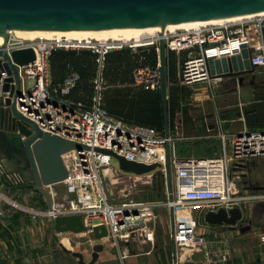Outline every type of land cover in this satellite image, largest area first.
<instances>
[{
  "label": "built area",
  "instance_id": "built-area-1",
  "mask_svg": "<svg viewBox=\"0 0 264 264\" xmlns=\"http://www.w3.org/2000/svg\"><path fill=\"white\" fill-rule=\"evenodd\" d=\"M160 38L164 39L168 52L174 51L179 55L187 53L178 63L177 78L180 84L221 80L212 77L208 59L238 55L244 44L249 49L251 65L264 73V16L166 30L148 44L154 46L157 53ZM143 46L146 45H139L135 41L104 42L92 37H63L61 40L37 38L7 43L9 54L14 49L31 47L36 55L33 63L19 66L21 94L16 100L17 110L41 130L90 147L63 155L69 171L68 177L61 182L66 190L59 196L53 185H49L52 204L44 214L53 221L57 216L80 214L88 233H93L91 229L94 226L104 225L113 246L120 251L122 260L127 255L123 246L142 237L145 243L155 241V226L159 219L155 207L159 205L174 209L173 233L179 246L193 247L204 242V237L196 232L195 208L207 206L215 211L219 208L229 210L240 207L245 213L249 204L264 202V192H244V184L235 182V178L241 176L238 172L248 167L250 161L264 156V130L245 127L230 134L223 129L224 119L219 117L217 125L223 129L218 134L223 144L221 154L212 157H178L176 138L172 133L167 135L151 126L128 123L107 112L103 101L106 55L114 50H136ZM57 49L90 50L97 54L98 69L89 107L66 99L79 78L77 73L70 74L58 87L52 86L49 57ZM7 77L6 71H0V106L5 105L9 95V92L3 91ZM133 78L136 86L148 90L160 89V62L156 67L138 65L133 71ZM167 146L170 147L173 188L164 201L145 202L130 197L121 202L110 200L104 187L103 170L113 167L114 156L96 151L95 148L110 150L127 160L146 165L160 163L162 166L157 169L166 171ZM118 170L121 171L119 167ZM0 173L4 175L8 186L25 183L18 173L5 170L1 163ZM188 208L190 213H185Z\"/></svg>",
  "mask_w": 264,
  "mask_h": 264
},
{
  "label": "water",
  "instance_id": "water-1",
  "mask_svg": "<svg viewBox=\"0 0 264 264\" xmlns=\"http://www.w3.org/2000/svg\"><path fill=\"white\" fill-rule=\"evenodd\" d=\"M264 13V0H0V71H6L3 91L9 92L5 105L0 108V159L9 172L18 173L25 182L49 186L63 182L69 175L63 155L72 150L89 149L77 141L41 130L38 125L17 110V98L21 94L19 66L33 63L36 55L33 48L14 49L8 53V33L31 34L37 38L56 36L88 37L101 34L107 37L112 32L143 29H169L196 26L226 19ZM167 49L163 38L159 40L160 91L163 97L166 118V134H169L168 119V66ZM247 45H242L238 55L229 58L208 59L213 78H228L254 71L249 59ZM15 82V84H11ZM54 94V91L51 89ZM99 152L111 153L119 169L127 174L161 176L160 163L146 165L127 160L113 151L95 148ZM156 170V171H155ZM167 173L171 172L170 147L167 146ZM173 184L169 181L170 191ZM172 230L174 209L170 208ZM244 213L240 207L219 208L204 214L209 225L229 226L241 232L252 228L251 222L240 226ZM54 229L58 232H87L80 214L57 216ZM96 239L108 237L104 225L94 226ZM104 249L102 243L92 248V259L84 261L81 252L73 254L80 264H93ZM177 263V259L174 260Z\"/></svg>",
  "mask_w": 264,
  "mask_h": 264
},
{
  "label": "rangeland",
  "instance_id": "rangeland-1",
  "mask_svg": "<svg viewBox=\"0 0 264 264\" xmlns=\"http://www.w3.org/2000/svg\"><path fill=\"white\" fill-rule=\"evenodd\" d=\"M176 29L177 28L174 30ZM13 36L14 37H7L8 43L9 40L15 42L32 41L29 39L17 38L15 33H13ZM140 38L149 39L151 37L140 36ZM112 40L115 39H110V41ZM136 40L137 38H132L128 41ZM148 47H152V45H146L136 49H147ZM248 73L247 77L240 82L242 86L241 97L239 93L228 92V90L232 91L234 86L237 85L238 87V84H240L235 77L224 78L222 82L219 84H213L212 86L208 82L184 85L180 84L178 81L179 87H182L180 106L183 111L188 113L189 117L191 115L192 117H196L198 119H203L204 116L206 118L215 117L216 107H219L221 109L220 114L223 119H232L235 116L237 109L239 111L241 108L245 111L247 108H250L257 95L264 96V73L259 69H254V71ZM213 92L215 94H219L216 103H213ZM224 92L228 94L220 96V94ZM3 105L4 104H2L0 108ZM225 124L229 125L230 123L226 122ZM201 142L210 144V141L207 140ZM208 155L210 154L199 152L183 153V150L180 151L177 147L178 157H203ZM252 162L253 161H250L249 165L252 166ZM112 165L113 167H110L106 172V175L103 176L104 187L112 202H121L123 199L130 197L138 201L160 203L170 194L169 181L173 184L172 166L170 173L158 170L161 172V176L156 175V172L153 176L150 175V177L149 175L144 177H135L131 174L124 173L123 171H119L117 159H112ZM52 187L59 194V196L63 195L66 190L64 184L61 183L53 184ZM0 195L3 197L7 195L32 196L35 198L33 207L37 206L35 202L39 200L42 202L45 201L48 205L50 201V205L52 204L50 187L48 185L39 186L35 182H25L24 184L13 187L6 185V189H3V191L0 192ZM0 206H4V204ZM49 207L41 210L44 212ZM155 208L157 212L159 211L161 213L162 211L161 221L155 226V229L157 230L155 241L153 243L146 242L145 244H134L137 249L136 254L139 253L140 255L139 260L141 264H144L146 261H149L150 264H194V261L197 264H200V258H202V262L205 264H264V240L262 239L264 231L262 232L259 228L264 225V216H262V214L258 211L254 214L251 212L246 213L247 211L244 213L243 220L240 221L239 224L246 226L251 222L252 228L245 232H241L239 228L233 229L229 226L214 227L212 225H208L203 216V214L208 211V207L205 206L195 208L193 214L198 225L196 232L197 234L200 233L199 235H202L205 241L197 243L193 247L189 246L193 250L192 254H190L187 258H183L180 255L182 247H180L177 243L173 230L170 228L171 225L168 220L169 214L167 217L164 216L167 212L163 205H159ZM11 209L16 210V207H11ZM18 210L32 211L34 209H32V206L29 205L28 208L20 207ZM65 235H67L68 238L71 237L72 240H80L81 242H84L83 244L86 245L87 248H90L93 241H95L92 238L93 235H89L88 233L75 234L67 232ZM91 239L93 240L91 241ZM106 239L109 240V238ZM68 241L70 242L71 240L68 239ZM203 254L204 256H202ZM175 259H177V263L174 262ZM114 264L121 263L116 262ZM126 264H129V260H126Z\"/></svg>",
  "mask_w": 264,
  "mask_h": 264
},
{
  "label": "crops",
  "instance_id": "crops-1",
  "mask_svg": "<svg viewBox=\"0 0 264 264\" xmlns=\"http://www.w3.org/2000/svg\"><path fill=\"white\" fill-rule=\"evenodd\" d=\"M142 50L144 49H131L133 53H140ZM186 54V52H182L180 55L176 53L175 62H177V65L179 61L186 56ZM129 55L130 54H128V56ZM129 57L132 61V56L130 55ZM157 60L158 62H160L159 53H157ZM171 60L172 59H170L169 61L168 52V70L169 62H171ZM248 74V72L242 73L239 76H235V79L238 80V83H240L244 80V78L247 77ZM223 80L224 78L217 82L208 83L212 86L213 84H219ZM121 87L124 88L125 86L121 85ZM241 88L242 86L240 83L238 84V87L236 85L232 88V91L228 90V92L239 93L241 97ZM123 91L128 92L127 88ZM131 93L136 94L134 93V91H132ZM225 94L228 93H221L220 96H223ZM212 96L213 103H216L219 94H215L213 92ZM258 98L259 95L255 97L250 108H247L245 111L241 108L238 111V109L236 108L237 111L235 112V116L232 119H224L223 129L230 134L238 132L245 127L251 130L246 122V115L255 112L256 108L253 107V105L259 101ZM91 100L92 98L88 99L83 92L77 91L74 92L73 98L69 101L72 103H81L82 106L89 107L91 104ZM122 108L124 107H122L121 103H118V106L115 107L117 111H121L123 114L126 113V110L123 111ZM220 111L221 109L219 107H216L215 117L206 118L204 116L203 119H198L196 117H192L191 115V119L185 122L182 107L180 106L179 109L176 108L174 112V124L172 128H169V133H172L176 138V151L178 147L180 151L183 150V153L199 152L210 154L203 157H212L221 154L223 144L218 134L223 129L219 125H217L218 118L221 117ZM226 122L230 124L227 125L225 124ZM204 140L210 141V144L202 143L201 141ZM1 161L2 160L0 159V163ZM238 173L241 176H237L238 178H235V182L241 181L244 184V192H264V156H260L257 159L253 160L252 166L248 165V167L243 169L242 172ZM6 185V179L4 175L0 173V192L3 191V189H6ZM34 200L35 198L32 196L7 195L3 197L0 195V205L4 204V206H0V264H80V259L73 254L74 252L83 253L84 261L86 263H89L92 259V248L97 243H102L104 245V249L102 252H100L99 258L93 264H114L116 262L126 264V260H129V264H141L139 260L140 255L139 253L136 254L137 249L134 244H145L143 237L137 239L135 242H131L130 244L123 246V249L127 255L122 260L120 251L113 246L112 241L109 237H106L109 238V240H107L106 238L98 240L94 236V233L83 232L88 233L89 235H93L92 238L95 240L93 241L90 248H87V246L83 244L84 242L77 240L78 238L76 239L77 241H75L72 240L71 237L68 238V236L65 235L67 234V232H72L75 234L78 233L73 231H55L54 221L49 219V217L44 214L43 210H41L49 207L50 201L48 205V203H46L45 201L42 202L41 200H39L35 202L37 206L33 207ZM29 205H31L32 209L34 210H18L20 209V207L28 208ZM11 207H16V210L11 209ZM164 209H166L167 212L164 214V216L167 217L169 214L168 220L169 224L171 225L170 228L172 230L170 211L165 207ZM207 210L209 211L210 209ZM244 211H247L246 213L251 212L253 214L257 213L256 211H258L262 214V216H264V202L251 203L246 207ZM185 213H190V210L185 211ZM157 214L159 216L157 224H159L162 218V211L161 213L158 211ZM212 226L216 227V225ZM259 228L262 230V232L264 231V225L260 226ZM156 232L157 230L155 229V237ZM68 239L71 241L69 242ZM93 239H91V241ZM192 251V248L185 245L182 247L180 255L183 258H187L188 256H190V254H192ZM202 256H204V254ZM200 261V264H205L202 262V258H200ZM144 264L150 263L149 261H146ZM194 264L197 263L194 261Z\"/></svg>",
  "mask_w": 264,
  "mask_h": 264
},
{
  "label": "trees",
  "instance_id": "trees-1",
  "mask_svg": "<svg viewBox=\"0 0 264 264\" xmlns=\"http://www.w3.org/2000/svg\"><path fill=\"white\" fill-rule=\"evenodd\" d=\"M128 54L132 56V61ZM170 59L172 60L169 62L168 70V115L169 128H172L174 112L176 108H180L182 87H179L178 84L176 52L169 51V61ZM49 62L53 87L63 84L72 73L79 75L75 87L69 91L66 99H72L74 92L77 91L83 92L88 99L92 98L94 79L98 69L97 54L90 50L57 49L50 55ZM157 63V52L154 46L148 47L140 53H133L130 48L109 52L106 55L103 68L105 81L103 101L109 114L123 118L130 123L154 127L165 133L164 103L160 89L148 90L136 86L133 78V71L138 65L145 64L156 67ZM121 85L125 87L122 88ZM126 88L128 92L123 91ZM132 91L136 94L131 93ZM258 99L259 101L253 105L256 108L255 112L246 115V122L251 130H264V96L259 95ZM118 103L122 104L124 107L122 110H126V113L123 114L115 109ZM183 117L185 122L191 119L186 111H183Z\"/></svg>",
  "mask_w": 264,
  "mask_h": 264
},
{
  "label": "bare ground",
  "instance_id": "bare-ground-1",
  "mask_svg": "<svg viewBox=\"0 0 264 264\" xmlns=\"http://www.w3.org/2000/svg\"><path fill=\"white\" fill-rule=\"evenodd\" d=\"M263 17L264 13H260V14H254V15H248V16H242V17H237V18H232V19H226V20H221V21H216V22H211V23H206V24H217V23H221L223 21H235L238 19H242V18H250V17ZM201 25H205V24H201ZM200 25H196V26H188V27H179V28H192V27H197ZM177 28V29H179ZM175 28H169V29H143V30H134V31H124V32H112L110 33L107 37H103L101 34H89L88 38L92 37L96 40L99 41H110V39H115L113 41H128L132 38H137V40L135 42L139 43V45H148L150 44L149 42L152 41L153 36L156 37L158 35H160L161 33H164L166 30H174ZM156 32V33H155ZM158 32V33H157ZM17 38H22V39H29V40H34L36 39L35 37H33L31 34H24V33H15ZM140 36L145 37V36H149L151 38L149 39H141ZM7 37H14L13 33H8ZM6 37V38H7ZM63 37H66L67 39H83V38H87V37H70V36H56V37H52V38H48V39H58L61 40ZM139 39V40H138ZM19 40V39H16ZM6 43H8V39L5 40ZM10 42H15L12 40H9ZM5 42H1L0 43V47H4ZM109 168H104L103 170V174L106 175V172L108 171ZM146 176V175H145ZM190 209L188 208V210L185 211H189Z\"/></svg>",
  "mask_w": 264,
  "mask_h": 264
},
{
  "label": "flooded vegetation",
  "instance_id": "flooded-vegetation-1",
  "mask_svg": "<svg viewBox=\"0 0 264 264\" xmlns=\"http://www.w3.org/2000/svg\"><path fill=\"white\" fill-rule=\"evenodd\" d=\"M204 216V215H203ZM241 227H242V225H240ZM239 229H240V227H239Z\"/></svg>",
  "mask_w": 264,
  "mask_h": 264
}]
</instances>
